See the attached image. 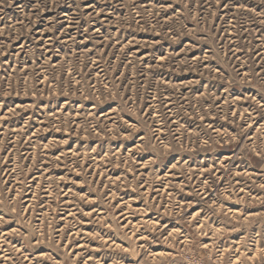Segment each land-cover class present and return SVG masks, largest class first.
Returning a JSON list of instances; mask_svg holds the SVG:
<instances>
[{
	"label": "rangeland",
	"instance_id": "374dc122",
	"mask_svg": "<svg viewBox=\"0 0 264 264\" xmlns=\"http://www.w3.org/2000/svg\"><path fill=\"white\" fill-rule=\"evenodd\" d=\"M0 264H264V0H0Z\"/></svg>",
	"mask_w": 264,
	"mask_h": 264
}]
</instances>
